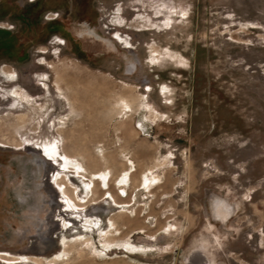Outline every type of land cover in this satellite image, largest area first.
Instances as JSON below:
<instances>
[{
  "label": "rangeland",
  "instance_id": "374dc122",
  "mask_svg": "<svg viewBox=\"0 0 264 264\" xmlns=\"http://www.w3.org/2000/svg\"><path fill=\"white\" fill-rule=\"evenodd\" d=\"M0 264H264V0H0Z\"/></svg>",
  "mask_w": 264,
  "mask_h": 264
},
{
  "label": "bare ground",
  "instance_id": "6f19581e",
  "mask_svg": "<svg viewBox=\"0 0 264 264\" xmlns=\"http://www.w3.org/2000/svg\"><path fill=\"white\" fill-rule=\"evenodd\" d=\"M125 101H126V99H125ZM130 106V105H129ZM47 146H45L44 148H46ZM48 151V150H47ZM49 153H51V152H49ZM55 153V152H54ZM56 154V153H55ZM49 157H50V155H49ZM53 157V156H52ZM101 176H105V174L104 173H101L100 174ZM105 178V177H104ZM104 180V179H103ZM32 188V187H31ZM67 191L65 190V193H66ZM29 193V192H28ZM31 195V194H30ZM215 198H219V197H215ZM78 204V203H77ZM99 207H101V208H99ZM106 207V206H105ZM97 208H99V211H105V209H107V208H105L104 209V206L103 205H98V206H92V208L91 209H89L88 210V212L89 213H91L88 217H94L95 215H99V212H98V210H97ZM212 211H213V213H214V216L216 217V218H219V219H222V220H224L225 218L227 219V216H228V207H227V205L224 203V199H216L215 201H214V204H213V206H212ZM88 212H86V213H88ZM88 213V214H89ZM226 219H225V221H226ZM97 220V219H96ZM81 221V220H80ZM76 224V223H75ZM74 224V225H75Z\"/></svg>",
  "mask_w": 264,
  "mask_h": 264
},
{
  "label": "flooded vegetation",
  "instance_id": "af4514ba",
  "mask_svg": "<svg viewBox=\"0 0 264 264\" xmlns=\"http://www.w3.org/2000/svg\"><path fill=\"white\" fill-rule=\"evenodd\" d=\"M215 197H217V196H215ZM215 197L213 198V202H214L215 199H217V198H215ZM213 214H214V213H213ZM220 220H222V219H220Z\"/></svg>",
  "mask_w": 264,
  "mask_h": 264
},
{
  "label": "crops",
  "instance_id": "0c3cea01",
  "mask_svg": "<svg viewBox=\"0 0 264 264\" xmlns=\"http://www.w3.org/2000/svg\"><path fill=\"white\" fill-rule=\"evenodd\" d=\"M6 256V255H5Z\"/></svg>",
  "mask_w": 264,
  "mask_h": 264
}]
</instances>
